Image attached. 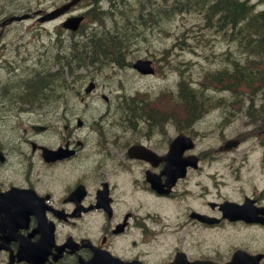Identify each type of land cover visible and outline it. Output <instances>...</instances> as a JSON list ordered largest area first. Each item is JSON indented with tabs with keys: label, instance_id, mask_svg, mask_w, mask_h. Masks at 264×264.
<instances>
[{
	"label": "flooded vegetation",
	"instance_id": "1",
	"mask_svg": "<svg viewBox=\"0 0 264 264\" xmlns=\"http://www.w3.org/2000/svg\"><path fill=\"white\" fill-rule=\"evenodd\" d=\"M12 25L0 19V36ZM14 51L0 48V264H228L238 250L264 254V98L238 99V113L216 119L206 108L163 114L95 82L86 93L78 82L18 81L28 60ZM132 101L146 114H130ZM213 130L219 144L204 146ZM168 167L179 173L170 186Z\"/></svg>",
	"mask_w": 264,
	"mask_h": 264
},
{
	"label": "rangeland",
	"instance_id": "2",
	"mask_svg": "<svg viewBox=\"0 0 264 264\" xmlns=\"http://www.w3.org/2000/svg\"><path fill=\"white\" fill-rule=\"evenodd\" d=\"M63 1L0 0V19L7 16L9 12L17 14V12H26L25 9H50ZM250 2L260 3L259 0H250ZM190 22L191 19L177 18L170 25L157 24L147 26L144 34L146 38L144 37L142 41L130 47L131 54L127 57V60L132 61L139 57H148L155 62L158 68V75L141 78L133 70L131 71L130 68H117L110 65L102 71H98V75L95 77L99 86L98 92L110 97L112 93L139 91L148 100H152L159 95L160 99L157 102L162 108V104L168 106V102H166L168 100L161 97V92L172 91L175 93L177 91V83L181 77L188 80L189 83H199L205 73H214L223 69L226 57L228 56V59H231L226 52L229 51L234 54V48L230 49L231 44L221 40L214 46L207 40L208 37L204 32L197 27L190 26ZM57 23L55 21L41 25L33 19L17 22L16 24L13 23L0 36V42H2L0 48L5 50L6 53H12V51L17 50L21 56L26 57L28 65L36 64V60L40 58L41 53L46 51L45 45L51 44ZM36 30L40 32V35L36 33ZM32 33L34 37H32ZM67 38L68 35L65 34L64 39ZM228 48V51H223ZM2 75H4V72L0 71V76ZM204 85L203 91L208 98H213L215 101H227L232 98L229 92L223 90V84ZM120 86L124 87V90L120 89ZM70 97H75V94L70 93ZM92 104L96 105L97 108V105L101 107L102 102L98 100ZM228 108L229 106L225 108L221 104H217L209 106L207 113H209L210 119H216L219 115L226 113ZM92 112L93 109L87 110L88 115H91L90 113ZM102 112L103 109H100L99 113ZM96 116L94 115L93 117ZM204 122L208 123V121ZM214 123L215 121H209V124ZM217 135L218 132L213 130L209 135V139H204L203 145H214V141L218 145L221 139H218ZM263 245L264 237L260 239L257 247Z\"/></svg>",
	"mask_w": 264,
	"mask_h": 264
},
{
	"label": "trees",
	"instance_id": "3",
	"mask_svg": "<svg viewBox=\"0 0 264 264\" xmlns=\"http://www.w3.org/2000/svg\"><path fill=\"white\" fill-rule=\"evenodd\" d=\"M119 7L122 11L121 6ZM211 7L212 10L223 14L220 18V21H222V28L225 29V32H229L236 37V39L233 40V44L236 47H242L246 41L249 55H251L252 58L258 57L260 60L264 61V13L253 17L251 8L247 6L244 1L236 3L234 0H219L218 3ZM99 18L106 21L108 18H111L116 33L114 34L111 28H107V30L96 38L98 40L97 43L86 37L81 39L80 42H77L73 49L78 51L94 49L102 53V58L106 60L110 58L113 59L121 52L122 48L132 43L131 38H127L128 40L125 38L122 40L120 39L124 32L121 26L125 23V15L123 12H120L114 17L113 15L111 17H104L100 14ZM106 24L107 23H104V26H106ZM233 29L240 30L238 38V31L236 35V33L232 32L234 31ZM87 58H89L88 55L81 54V56L77 55L76 60L82 63V61L87 60ZM233 63L234 68L232 69H224L213 74H205L199 81V88L190 87L187 82L182 81L178 86L176 98L170 100L172 104L168 106V109L167 106L163 105L164 108L163 110L161 109V112L163 114H177L192 118L197 117V115L202 113V105L199 100L200 96L203 94L202 87L204 84H223L224 89L230 92H235L239 89L247 92L250 96L256 91L264 89V69H252L249 67L248 60H245L242 65H239L237 62ZM49 80L46 75L41 77L35 73L32 80L29 82L34 84L59 82L57 80H53L52 82ZM39 96L40 95H36V98H39ZM233 97L237 98V96L234 95ZM142 107L146 108L149 106H143L138 101H132L127 104V111L130 112V114H146L144 113L146 109ZM179 121L181 122V120Z\"/></svg>",
	"mask_w": 264,
	"mask_h": 264
},
{
	"label": "water",
	"instance_id": "4",
	"mask_svg": "<svg viewBox=\"0 0 264 264\" xmlns=\"http://www.w3.org/2000/svg\"><path fill=\"white\" fill-rule=\"evenodd\" d=\"M69 5H70V3L61 6L60 8H58V9H57L56 11H54L53 13L46 15L45 18H52V17L55 16L56 14H59V13L63 12L64 10H66V9L69 7ZM27 16H28L27 14H23V15H21V16H12V17H9L8 20L11 21V20H13V19L25 18V17H27ZM73 23H75V20L70 19V20L67 21V23H66L65 25L68 26V27L75 28V27H76V24H73ZM134 66H135V67H138L139 69L147 70V71H148L149 63H148V62H143V61H140V60H139V61H137V63H136ZM171 147H172V144H171ZM169 153H171V150H170ZM238 259H239V257H238ZM234 260H235V258H234ZM239 262H240V261L238 260V263H239Z\"/></svg>",
	"mask_w": 264,
	"mask_h": 264
},
{
	"label": "bare ground",
	"instance_id": "5",
	"mask_svg": "<svg viewBox=\"0 0 264 264\" xmlns=\"http://www.w3.org/2000/svg\"><path fill=\"white\" fill-rule=\"evenodd\" d=\"M235 17V16H234ZM22 65H23V63H21ZM24 69V68H23ZM12 78V77H11ZM166 100H168V99H166ZM166 102H168V101H166ZM175 106V105H174ZM167 109H168V106H167ZM169 112V111H168ZM192 121V120H191Z\"/></svg>",
	"mask_w": 264,
	"mask_h": 264
}]
</instances>
